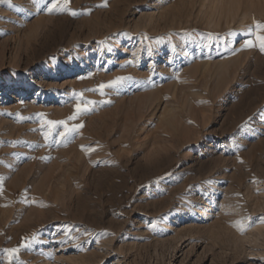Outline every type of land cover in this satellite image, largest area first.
<instances>
[{
    "label": "rangeland",
    "instance_id": "obj_1",
    "mask_svg": "<svg viewBox=\"0 0 264 264\" xmlns=\"http://www.w3.org/2000/svg\"><path fill=\"white\" fill-rule=\"evenodd\" d=\"M48 3L0 0V264H264V0Z\"/></svg>",
    "mask_w": 264,
    "mask_h": 264
},
{
    "label": "snow or ice",
    "instance_id": "obj_2",
    "mask_svg": "<svg viewBox=\"0 0 264 264\" xmlns=\"http://www.w3.org/2000/svg\"><path fill=\"white\" fill-rule=\"evenodd\" d=\"M33 4H36L38 0H32ZM70 4V0H49V3L46 5L47 12L51 13L53 11H65L68 10V6ZM106 6V5H105ZM71 15H76V12H71ZM257 29V35L256 40L258 41L259 48L261 52H264V35H259L260 31H264V24H256ZM255 46L251 40H247L244 42V47H253ZM149 54H151V49H149ZM125 79H130V77H117L113 81L108 82L107 84H101L99 85L100 94L104 95V89L105 88H111L115 85H118L122 83ZM89 103H95V102H89ZM89 109L84 106L82 107L80 104L76 105V114L73 116H70L68 118L69 121L76 119V115L80 114L81 112H87ZM43 115V114H41ZM49 126L52 125H63V130L59 132V136L61 138L67 137L70 133H75L79 130L82 125H72L69 126L68 121H47L46 122ZM45 139H47V134L45 135ZM86 151H90L91 149H85ZM0 192H2V189H0ZM32 240H36V236L33 235ZM26 246V245H25ZM9 257H12L13 254H15L18 249H6L5 250Z\"/></svg>",
    "mask_w": 264,
    "mask_h": 264
},
{
    "label": "bare ground",
    "instance_id": "obj_3",
    "mask_svg": "<svg viewBox=\"0 0 264 264\" xmlns=\"http://www.w3.org/2000/svg\"><path fill=\"white\" fill-rule=\"evenodd\" d=\"M70 71H73V68H71V70ZM71 73V72H70ZM259 224V223H258ZM257 224V225H258ZM262 226V225H261ZM256 228H257V226H256ZM258 228H259V233L261 234L262 233V230H264V229H261L262 227H260L259 225H258ZM257 228V229H258ZM263 237V236H262ZM247 242V241H246ZM250 242V241H249ZM262 252H264V251H262ZM256 253V252H255ZM261 253V252H260ZM264 254V253H263ZM260 255V254H259ZM249 259H250V261L251 262H255V259H254V257H249Z\"/></svg>",
    "mask_w": 264,
    "mask_h": 264
}]
</instances>
